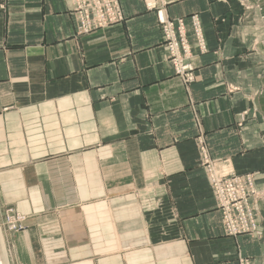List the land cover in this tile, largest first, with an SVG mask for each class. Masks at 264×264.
Listing matches in <instances>:
<instances>
[{"label": "crops", "instance_id": "0c3cea01", "mask_svg": "<svg viewBox=\"0 0 264 264\" xmlns=\"http://www.w3.org/2000/svg\"><path fill=\"white\" fill-rule=\"evenodd\" d=\"M118 2L78 34L65 0H0V264H264V197L258 236L225 235L196 147L264 188V0ZM158 10L200 19L188 89Z\"/></svg>", "mask_w": 264, "mask_h": 264}, {"label": "built area", "instance_id": "2783aa9c", "mask_svg": "<svg viewBox=\"0 0 264 264\" xmlns=\"http://www.w3.org/2000/svg\"><path fill=\"white\" fill-rule=\"evenodd\" d=\"M77 22V33L86 34L95 29H104L124 20L118 0H65ZM245 10L258 8L242 2ZM155 6L147 3L148 9ZM157 22L160 27L167 59L172 66L174 75L186 89L197 80L193 63L194 53L188 39L191 31L198 53L207 50L202 25L197 14L189 17V26L183 18L171 19L161 10L157 11ZM196 147L200 165L204 168L217 209L221 215V227L225 235L258 236V220L255 203L264 197V188L255 186L253 172L222 173L210 157L205 138L196 139ZM26 215L9 205L3 209L2 228L7 234L21 231L26 226ZM238 264H251L250 259L239 256Z\"/></svg>", "mask_w": 264, "mask_h": 264}]
</instances>
